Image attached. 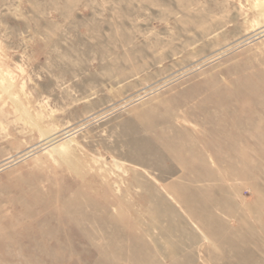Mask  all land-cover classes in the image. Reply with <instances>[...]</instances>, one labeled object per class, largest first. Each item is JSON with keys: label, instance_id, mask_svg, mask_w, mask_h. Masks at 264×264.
Instances as JSON below:
<instances>
[{"label": "rangeland", "instance_id": "374dc122", "mask_svg": "<svg viewBox=\"0 0 264 264\" xmlns=\"http://www.w3.org/2000/svg\"><path fill=\"white\" fill-rule=\"evenodd\" d=\"M259 3L0 0V264H264Z\"/></svg>", "mask_w": 264, "mask_h": 264}, {"label": "bare ground", "instance_id": "6f19581e", "mask_svg": "<svg viewBox=\"0 0 264 264\" xmlns=\"http://www.w3.org/2000/svg\"><path fill=\"white\" fill-rule=\"evenodd\" d=\"M259 6L261 7V12L264 16V7L259 3ZM264 26V25H263ZM264 28V27H263ZM262 31V30H261ZM7 80V79H6ZM4 81V80H3ZM5 87V86H4ZM11 87V86H10ZM1 88V87H0ZM9 90V88H8ZM7 91V90H6ZM145 116L147 113H144ZM143 115V114H141ZM142 117V116H141ZM140 120V118H139ZM64 134V133H63ZM42 136L44 137V142H46L47 144L49 143L50 144V150L52 152H54V154L58 155V156H63V154L69 149V143L71 142H62V143H59L57 144L55 139H56V136H55V132L54 133H48V132H45L44 134H42ZM58 136V135H57ZM66 135H64L65 137ZM60 141V140H59ZM176 144V143H175ZM136 162L137 164H141L143 165V162L140 161V159H136Z\"/></svg>", "mask_w": 264, "mask_h": 264}]
</instances>
